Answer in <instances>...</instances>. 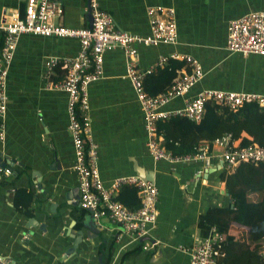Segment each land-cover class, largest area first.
Segmentation results:
<instances>
[{
    "label": "crops",
    "instance_id": "crops-1",
    "mask_svg": "<svg viewBox=\"0 0 264 264\" xmlns=\"http://www.w3.org/2000/svg\"><path fill=\"white\" fill-rule=\"evenodd\" d=\"M58 1L63 12L56 17L57 23L73 28L90 26L89 0ZM100 3L113 16L117 28L143 35L150 32L148 6L176 9V43L138 45V67L151 70L144 79L145 89L152 95L167 90L175 77L189 70L182 58L185 55L199 60L203 76L163 108H182L188 99L207 89L264 94V55H245L228 48L230 20L251 11H264V0ZM26 4L27 0H0V48L4 40L1 26L15 15L24 16ZM79 47L77 38L35 34L19 38L9 73L6 139L0 142L1 162L12 169L10 175H0V257L15 264H191L189 250L202 236L201 216L211 210L237 209L223 172L247 174L246 165L228 170L219 157H214L208 170L194 163L154 161L147 148L143 111L127 77L126 55L123 49L113 48L105 52L102 78L89 85L98 168L106 186L121 176L154 179L159 190L158 218L146 241L156 244L144 249L140 241L122 234L120 224L110 217L94 220L79 204L68 93L49 86L46 77L50 58L72 57ZM172 54L177 57L158 63L162 56ZM64 72L60 66L55 67L50 80H62ZM160 139L163 141L164 136ZM212 151L217 154L220 148L213 143ZM198 170L202 173L197 174ZM248 183L255 184V178ZM130 193L128 200L134 204ZM137 196L140 199L139 192ZM251 196L254 201L248 210L259 204L258 193ZM229 232L235 234L238 243L256 244L243 221L238 225L231 222ZM260 241V254L264 255V238ZM238 249V244L227 242L219 257L222 264H247V260L237 258Z\"/></svg>",
    "mask_w": 264,
    "mask_h": 264
},
{
    "label": "built area",
    "instance_id": "built-area-1",
    "mask_svg": "<svg viewBox=\"0 0 264 264\" xmlns=\"http://www.w3.org/2000/svg\"><path fill=\"white\" fill-rule=\"evenodd\" d=\"M89 9L92 26L73 28L55 21L63 12L58 0H27L24 16L15 15L1 26L4 40L0 48V142L6 139L9 73L20 36L35 34L77 38L80 42L77 54L72 57L50 58L46 63V77L49 86L68 93L69 130L76 156L74 168L79 181V204L81 208L90 211L96 221L105 216L110 217L120 224L122 234L135 241H143V248L150 249L156 244L146 241V238L158 218L157 185L140 175H129L118 177L111 186H106L98 168V143L93 136L89 115V85L103 76L105 52L113 48L124 50L127 77L143 111L147 148L154 161L164 160L173 165L194 163L205 170L213 165L214 157H219L223 168L228 170L244 162L264 164V146L250 143L236 147L230 134L213 142L220 148L217 154L213 153L210 142H200L194 152L175 154L163 145L158 131V122L173 116L199 122L208 100L237 110L246 102L264 107V94L207 89L188 99L182 108L165 109L163 107L174 97L187 93L203 76L199 60L185 55L182 58L188 63L189 70L175 77L167 90L152 95L145 89L144 79L151 70L146 72L138 67V45L176 43V9L166 5L148 6L146 13L150 32L146 35L117 28L113 16L101 7L100 0H89ZM228 48L245 55H264V11H251L230 20ZM171 57L176 58L177 55L162 56L158 63H164ZM58 66L65 70V77L53 82L50 79ZM11 172V167L3 165L0 157V175H10ZM201 173L202 170H198L197 174ZM126 185H133L138 189L141 204L137 209H130L117 199V193ZM225 238V232L212 226L209 234L200 236L190 248L191 264H219Z\"/></svg>",
    "mask_w": 264,
    "mask_h": 264
},
{
    "label": "trees",
    "instance_id": "trees-1",
    "mask_svg": "<svg viewBox=\"0 0 264 264\" xmlns=\"http://www.w3.org/2000/svg\"><path fill=\"white\" fill-rule=\"evenodd\" d=\"M175 75L173 74L172 78ZM158 131L164 136L163 145L175 154L194 152L201 141L207 140L213 144L216 139L226 134L231 135L236 147L247 146L250 143L264 146V107L254 102H246L237 110H231L227 106L208 100L205 103L204 115L199 122L187 117L173 116L167 120H160ZM243 133H246V136H243ZM240 138L241 142L237 143L236 141ZM242 164L246 165L247 174L239 171L232 173L224 171L222 174L237 209L206 211L201 216L199 224L202 236H207L212 226L225 232L226 238L223 246L225 248L227 242L232 245L238 244L239 249L235 251L237 258L247 260V264H263L264 255L260 254L259 242L264 238V164L252 162ZM251 178H255V184L248 183ZM245 183L248 185L244 188L242 185ZM125 191L133 194L134 204L128 200L130 192ZM252 192L258 193L259 204L256 209L248 210L247 206L254 201L251 196ZM137 194L138 189L135 186L126 185L117 198L130 209H137L141 204ZM242 221L249 226L251 237L256 242L254 247L246 242H236L233 236L235 234L229 232L231 222L238 225ZM140 245L143 247V241ZM218 261L222 264L221 258Z\"/></svg>",
    "mask_w": 264,
    "mask_h": 264
},
{
    "label": "water",
    "instance_id": "water-1",
    "mask_svg": "<svg viewBox=\"0 0 264 264\" xmlns=\"http://www.w3.org/2000/svg\"><path fill=\"white\" fill-rule=\"evenodd\" d=\"M88 16H89V20H90V27L92 26V14H91V10L89 9L88 11ZM150 181H154V179L152 178H147ZM0 264H15V262L13 261H6L4 258L0 257Z\"/></svg>",
    "mask_w": 264,
    "mask_h": 264
}]
</instances>
